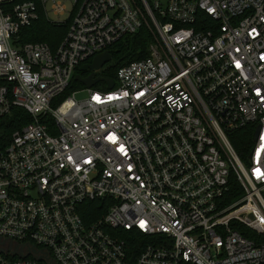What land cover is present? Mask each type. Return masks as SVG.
Listing matches in <instances>:
<instances>
[{"label":"built area","instance_id":"built-area-1","mask_svg":"<svg viewBox=\"0 0 264 264\" xmlns=\"http://www.w3.org/2000/svg\"><path fill=\"white\" fill-rule=\"evenodd\" d=\"M40 2L63 23L79 0ZM39 16L0 0V120L32 118L0 146V264H264V0H82L56 51L21 39ZM143 26L149 55L112 88L60 97Z\"/></svg>","mask_w":264,"mask_h":264},{"label":"trees","instance_id":"trees-1","mask_svg":"<svg viewBox=\"0 0 264 264\" xmlns=\"http://www.w3.org/2000/svg\"><path fill=\"white\" fill-rule=\"evenodd\" d=\"M39 5L40 16L35 20L30 26L23 28L20 32L21 39L23 42L29 41H41L46 42L50 45L53 51H56L65 36L67 35L70 23L72 21L73 15L79 8L82 0L75 5L74 10L71 15L63 23H55L45 16L40 0H35ZM153 40V36L149 29L145 26L141 27L136 33L125 34L118 41L113 43L110 47V53H112V58L109 62L111 64L105 65L103 69L98 73L102 76H108L116 78L118 69L128 64L133 60H137L149 55V45ZM92 61V58L89 60ZM108 62V63H109ZM80 67V66H79ZM79 67L75 71V75L80 73L83 75V72L79 70ZM75 75L73 76L70 85L61 94V98L67 97L75 89L83 88L81 82L75 80ZM104 89H107L106 86H103ZM32 121L31 115H29L22 108H14L11 114L7 115L0 120V146H6L11 138L12 133L24 126L25 124ZM254 126L248 125L244 128L236 130L231 134L232 143L242 158H245L246 151L249 152L254 139ZM231 195L232 197H239L241 192V186L235 179L231 181ZM92 206L102 204L101 200H95L89 202ZM99 213L92 215V217H87L88 219H93L97 217ZM125 238L127 240V245L129 250L136 252V254L141 250L142 245L149 241V237L140 233L136 230H131L126 232ZM135 254V255H136Z\"/></svg>","mask_w":264,"mask_h":264},{"label":"water","instance_id":"water-1","mask_svg":"<svg viewBox=\"0 0 264 264\" xmlns=\"http://www.w3.org/2000/svg\"><path fill=\"white\" fill-rule=\"evenodd\" d=\"M112 58V53L109 50L103 51L94 56L90 63H85L80 66V71L91 70V73L86 77H83L80 73L75 75V80L81 82L86 87H93L100 81H105L108 85V88H112L114 86V79L112 77H106L102 75H95L96 70H100L104 67L106 63H108ZM31 250L37 252L34 247H31Z\"/></svg>","mask_w":264,"mask_h":264},{"label":"rangeland","instance_id":"rangeland-1","mask_svg":"<svg viewBox=\"0 0 264 264\" xmlns=\"http://www.w3.org/2000/svg\"><path fill=\"white\" fill-rule=\"evenodd\" d=\"M66 3H67V5H68V7L69 8H71V6H72V4H73V0H66ZM50 5V4H49ZM54 16V15H53ZM68 16V13H65L64 15H63V18H66ZM112 63V61L111 62H109V63H107V65H109V64H111ZM103 86H105V83L104 82H102V81H100V82H98L97 84H96V88H98V89H104L103 88ZM78 89V88H77ZM76 90V89H75ZM85 96V94H83V93H79L78 95H77V97L78 98H83Z\"/></svg>","mask_w":264,"mask_h":264},{"label":"flooded vegetation","instance_id":"flooded-vegetation-1","mask_svg":"<svg viewBox=\"0 0 264 264\" xmlns=\"http://www.w3.org/2000/svg\"><path fill=\"white\" fill-rule=\"evenodd\" d=\"M90 63V62H88ZM83 72V77H86L87 75H89L91 73V70H87V71H82Z\"/></svg>","mask_w":264,"mask_h":264}]
</instances>
